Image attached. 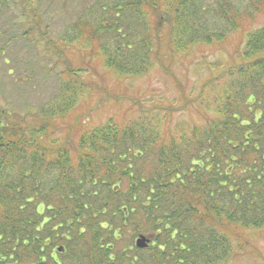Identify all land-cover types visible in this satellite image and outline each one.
<instances>
[{"label":"trees","instance_id":"16d2710c","mask_svg":"<svg viewBox=\"0 0 264 264\" xmlns=\"http://www.w3.org/2000/svg\"><path fill=\"white\" fill-rule=\"evenodd\" d=\"M95 1L48 40L56 96L0 113V264H264V0ZM157 65L179 97L129 95Z\"/></svg>","mask_w":264,"mask_h":264},{"label":"rangeland","instance_id":"374dc122","mask_svg":"<svg viewBox=\"0 0 264 264\" xmlns=\"http://www.w3.org/2000/svg\"><path fill=\"white\" fill-rule=\"evenodd\" d=\"M14 1L18 4L12 3L11 9L0 16V113L27 117L37 112L43 103L58 92L56 74L61 67L55 68L58 58L47 47L48 40L58 39L69 25L84 16L83 12L88 5L96 1ZM20 3H30L29 8L25 11ZM29 18L39 19L38 26H34ZM255 23V27L259 26L262 17ZM201 55V51L189 58L180 54V63L172 66L176 77L184 81L188 89L205 73L201 66L191 61L199 60ZM208 58L215 60V55L210 54ZM173 79L171 75H165L157 65L152 72L133 81L128 94L150 101L166 98L174 101L179 95ZM261 247L264 249V243ZM56 256L61 261V255ZM235 264L249 262L242 259Z\"/></svg>","mask_w":264,"mask_h":264},{"label":"water","instance_id":"95a60500","mask_svg":"<svg viewBox=\"0 0 264 264\" xmlns=\"http://www.w3.org/2000/svg\"><path fill=\"white\" fill-rule=\"evenodd\" d=\"M151 242V239L143 234L139 235L135 240L136 247L140 249L147 248Z\"/></svg>","mask_w":264,"mask_h":264}]
</instances>
